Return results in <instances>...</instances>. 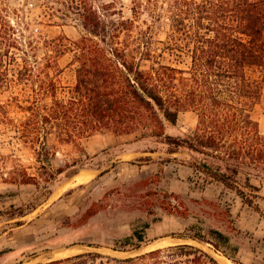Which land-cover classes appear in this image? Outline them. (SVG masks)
<instances>
[{
    "label": "trees",
    "instance_id": "trees-1",
    "mask_svg": "<svg viewBox=\"0 0 264 264\" xmlns=\"http://www.w3.org/2000/svg\"><path fill=\"white\" fill-rule=\"evenodd\" d=\"M39 1L52 25L59 19L75 21L81 36L75 41L65 37L67 43L61 44L46 41L48 55L42 60L39 41L12 20L15 11L17 24L24 22L18 10L0 0V97L11 91L0 98V124L14 128L19 140L31 144L37 164L36 172L30 173L21 163L8 168L4 162L0 183L35 184L50 192V185L69 169L85 166L90 158L82 147L85 139L106 131H140L137 140L156 138L169 153L187 149L205 155L191 167L204 173L208 184H223L244 205L262 213L255 201L259 195L246 188L258 191L250 182L252 171L264 169V132L254 116L264 98V0H131L130 15L118 6L120 0ZM161 27L167 28L166 36L155 40L154 31ZM67 52L73 54L70 64L76 73V82L68 87L55 77L62 70L58 57ZM13 107L24 112L18 122L10 115ZM181 111L196 113L194 134L167 132ZM51 137L74 144L81 155L56 166ZM176 159L166 157L165 162ZM152 194L157 195L144 194L147 204ZM162 195L166 199L159 207L169 215H191L181 194ZM110 196L108 192L93 203L80 222L105 210ZM146 213L155 214L152 207ZM225 214L232 223L229 207ZM150 226L144 221L131 234L115 238L112 249L128 252L149 244ZM171 236L183 242L123 259L84 252L34 264H96L105 257L115 264H223L191 241L210 244L233 264H243L231 237L218 228H206L200 219Z\"/></svg>",
    "mask_w": 264,
    "mask_h": 264
},
{
    "label": "rangeland",
    "instance_id": "rangeland-1",
    "mask_svg": "<svg viewBox=\"0 0 264 264\" xmlns=\"http://www.w3.org/2000/svg\"><path fill=\"white\" fill-rule=\"evenodd\" d=\"M118 2L124 14L130 15L131 0ZM8 4L11 9L18 10L24 21L17 24V15L13 11L12 20L17 27L39 41L37 54L42 60L48 55L46 41L55 40L61 44L67 43L65 37L75 41L81 36L75 21L59 19L56 25H52L43 16L39 0H8ZM166 30V27L156 29L154 39H164ZM50 53L56 55L54 51ZM72 58L73 54L67 52L57 60L62 70L55 77L66 87L76 82L75 65L70 64ZM10 94L8 90L0 98L5 99ZM11 111V117L17 122L23 119L24 112L18 107ZM254 116L264 132V98L255 107ZM197 125L196 113L181 111L177 124L167 125L166 130L184 137L194 134ZM139 137L140 131L125 135L106 131L85 139L82 147L90 156L85 166L69 169L50 185V192L35 184L0 183V264L47 263L84 252H100L123 259L183 242L171 234L183 232L187 225L199 219L204 221L206 228H218L231 237L232 245L239 249L236 255L243 264H264V169L252 171L250 182L258 191L246 188L259 195L255 198L261 207L262 213H259L244 205L234 190L223 184H208L206 175L191 167L195 160H202L205 155L194 154L187 149L169 153L167 146L156 138L137 140ZM50 142L56 146L53 161L56 166L65 165L81 155L80 148L72 143H59L53 137ZM0 153L6 156L3 159L0 155V165L5 162L11 168L18 162L30 173L36 172L31 144L23 143L17 138L14 128L3 124H0ZM166 157L177 159L165 162ZM83 173L91 177L86 178ZM145 179L149 184H140ZM242 183L246 185L244 178ZM147 191L157 193L149 196V206L144 197ZM108 192L111 196L107 208L87 222H80L87 209ZM165 192L181 194L191 207V215L181 218L160 208L165 198L162 193ZM30 206L34 208L29 210ZM148 207H152L155 214H147ZM228 207L232 223L225 214ZM158 217L160 219L155 220ZM144 221L151 222L147 230L149 244L128 252L112 249L115 238L131 234ZM191 242L213 254L223 264H233L212 245ZM228 251L234 252L230 248ZM95 263L115 264L107 257L98 258Z\"/></svg>",
    "mask_w": 264,
    "mask_h": 264
},
{
    "label": "bare ground",
    "instance_id": "bare-ground-1",
    "mask_svg": "<svg viewBox=\"0 0 264 264\" xmlns=\"http://www.w3.org/2000/svg\"><path fill=\"white\" fill-rule=\"evenodd\" d=\"M83 174H85V173H83ZM80 175H81V174H80ZM80 175H79V176H80ZM86 175H87V173L84 175L86 178L91 177V176H88V177H87ZM79 178H80V177H79ZM80 180H81V178H80ZM83 180H84V178H83ZM86 180H87V179H86ZM220 257H221V258L223 257L225 260H228L227 258H225V257L222 256V255H221ZM228 261H229V260H228Z\"/></svg>",
    "mask_w": 264,
    "mask_h": 264
},
{
    "label": "crops",
    "instance_id": "crops-1",
    "mask_svg": "<svg viewBox=\"0 0 264 264\" xmlns=\"http://www.w3.org/2000/svg\"><path fill=\"white\" fill-rule=\"evenodd\" d=\"M210 185H214V184H210Z\"/></svg>",
    "mask_w": 264,
    "mask_h": 264
}]
</instances>
